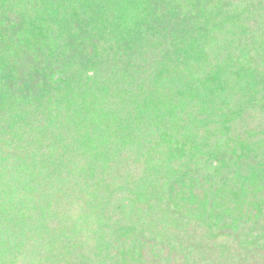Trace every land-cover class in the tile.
Listing matches in <instances>:
<instances>
[{
    "label": "trees",
    "instance_id": "16d2710c",
    "mask_svg": "<svg viewBox=\"0 0 264 264\" xmlns=\"http://www.w3.org/2000/svg\"><path fill=\"white\" fill-rule=\"evenodd\" d=\"M0 264H264V0H0Z\"/></svg>",
    "mask_w": 264,
    "mask_h": 264
}]
</instances>
